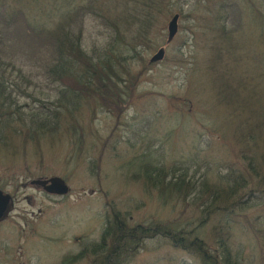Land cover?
Returning <instances> with one entry per match:
<instances>
[{"label":"rangeland","instance_id":"374dc122","mask_svg":"<svg viewBox=\"0 0 264 264\" xmlns=\"http://www.w3.org/2000/svg\"><path fill=\"white\" fill-rule=\"evenodd\" d=\"M93 1H79L85 13L82 44L89 52L107 40L102 19L93 13L89 4ZM122 1L120 11L127 16L130 14L127 6L133 7V4L131 0ZM219 1L224 0L206 6L205 0H173L170 7L173 13L162 14L160 21L156 18L155 27L164 30L156 33L153 39L155 46L166 48V59L162 64L152 66L148 74L141 77V83L134 85L129 94L132 97L130 104L123 106L124 112L118 117L101 112L92 101V104H84L77 113L78 130L61 133L55 141L46 138L39 142L42 156L36 154V148L28 149L27 155L17 156L11 150L0 148V187L14 198L10 215L0 223V264H62L66 258L79 254L83 243L99 240L113 210L125 213L132 225L177 220L181 216L190 221L192 228L199 225L191 199L184 210L182 205L162 204L157 190L146 185L143 173L138 171V160L151 153L156 164L170 167L194 159L202 171L214 177L219 174L218 162H238L228 156L239 151L234 133L226 134L227 142H224L211 132L214 121L207 114L213 112L220 122L226 109L214 105L216 88L210 78H206L205 88L196 95V87H202L197 85L203 78L199 71L204 64L208 65L210 40L218 37L217 31L207 27V21L216 18ZM231 1L233 7L227 10V15L236 20L232 28L246 39V34L253 33L250 5L254 2ZM256 4L258 10L264 11V6ZM124 5L126 10H123ZM207 7L211 12L218 10L217 14L207 13ZM5 9H0V22L9 29L6 43L14 55L10 60L27 75L35 73L31 85L20 82L24 89L20 102L31 111L40 102L56 97L55 86L42 74V64L39 62L34 66V60L28 54L38 42L37 37L26 31L21 17H17L15 24ZM176 13L180 15L179 34L167 44V25ZM190 30H194L196 36ZM180 47L184 59L178 63ZM244 47L249 52L256 46ZM155 53L156 49L148 51L146 58L150 59ZM225 63L228 64V59ZM190 64L195 67L189 71V79L183 70ZM251 65V75L258 68L264 70V58L256 56ZM133 68L135 71L140 69L138 66ZM184 93L192 100L190 103L174 100L182 99L186 96ZM122 100L127 103L125 98ZM211 157L214 160L206 166ZM207 167L212 170L208 168L207 172ZM53 176L67 181L72 189L68 196H50L29 184L33 179ZM232 220H235L233 247L235 252L243 253L240 263L264 264V200L251 203L248 209L232 216ZM215 224L207 220L203 229L204 238L213 249ZM136 255L135 259L125 260L123 264H200L189 254L157 241H145ZM93 259L90 255L74 264H91Z\"/></svg>","mask_w":264,"mask_h":264},{"label":"trees","instance_id":"16d2710c","mask_svg":"<svg viewBox=\"0 0 264 264\" xmlns=\"http://www.w3.org/2000/svg\"><path fill=\"white\" fill-rule=\"evenodd\" d=\"M79 1L0 0V9L6 8L15 24L17 17H21L26 31L37 37L38 42L28 54L34 60V66L39 62L42 64V74L55 86L56 95L52 101H39L40 105L31 111L21 104L24 89L20 82L31 85L35 73L27 75L10 60L14 55L6 43L9 29L0 22V148L11 150L14 156L27 155L28 149L35 148L36 154L41 155L40 141L46 138L55 141L61 133L78 130L77 113L84 104L93 101L102 112L116 117L122 114L123 106L130 104L132 97L129 94L134 85L140 84L141 77L153 66L146 58L147 52L155 45L153 36L164 30L155 27L156 18L160 21L162 14L173 13L170 8L173 0H131L133 7L127 6L130 11L127 16L120 11L122 0V3L119 0H94L89 4L93 13L102 19L107 40L89 52L82 44L85 13ZM205 1L207 6L217 0ZM246 1L243 3L247 4ZM253 2L250 5L253 33L245 35L248 42L244 36L236 34L235 27L232 28L236 20L227 15V10L233 7L231 0L219 1L218 14L207 7V13L217 14L216 18L207 21V27L217 31L218 37L210 40L208 65L204 64L199 71L203 77L201 90L205 88L206 78H210L216 88L214 105L226 109L220 122L213 112L207 114L214 121L211 132L224 142H227L226 134L234 133L239 151L228 156L238 162H218L219 174L214 177L202 171L194 159L170 167L159 166L153 157L146 155L138 160V171L143 173L146 185L157 190L162 204L182 205L184 210L191 199L199 225L192 228L185 216L132 225L125 213L113 210L99 240L83 243V250L66 258L62 264L79 263L90 255L94 257L91 264H123L125 260L135 259L136 252L148 240L168 244L189 254L200 264H241L243 253L235 252L233 247L235 220L232 216L248 209L251 203L264 200V70L258 68L250 74L252 59L260 55L264 58V11L258 10L255 4L264 5L263 0ZM114 5L117 6L113 8ZM214 5L217 7V2ZM123 10H126L125 5ZM190 32L196 36L194 30ZM244 45L256 47L247 52ZM181 50L180 47L178 63L184 59ZM137 66L140 69L135 71L133 67ZM194 67L190 64L183 70L189 79V71ZM182 101L190 103L192 100ZM213 160V157L208 159L206 166ZM207 220L216 223L214 249L204 238Z\"/></svg>","mask_w":264,"mask_h":264},{"label":"water","instance_id":"95a60500","mask_svg":"<svg viewBox=\"0 0 264 264\" xmlns=\"http://www.w3.org/2000/svg\"><path fill=\"white\" fill-rule=\"evenodd\" d=\"M178 20L179 15H175L168 26L169 37L168 40L171 42L178 32ZM164 50L161 49L153 58L152 61L162 60L164 58ZM32 185L43 187L48 193L55 195H66L69 193L70 188L66 182L59 177H52L46 180H34L31 182ZM12 203V197L8 194H4L0 190V221L4 219L9 207Z\"/></svg>","mask_w":264,"mask_h":264}]
</instances>
